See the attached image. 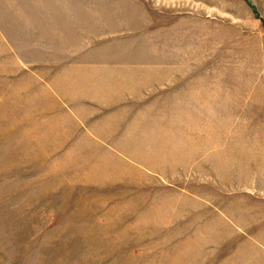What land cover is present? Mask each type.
Returning <instances> with one entry per match:
<instances>
[{"label": "rangeland", "instance_id": "1", "mask_svg": "<svg viewBox=\"0 0 264 264\" xmlns=\"http://www.w3.org/2000/svg\"><path fill=\"white\" fill-rule=\"evenodd\" d=\"M0 264H264V0H0Z\"/></svg>", "mask_w": 264, "mask_h": 264}]
</instances>
